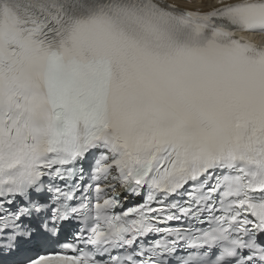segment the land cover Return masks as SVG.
I'll list each match as a JSON object with an SVG mask.
<instances>
[{
	"label": "snow or ice",
	"instance_id": "1",
	"mask_svg": "<svg viewBox=\"0 0 264 264\" xmlns=\"http://www.w3.org/2000/svg\"><path fill=\"white\" fill-rule=\"evenodd\" d=\"M0 264H264V0H0Z\"/></svg>",
	"mask_w": 264,
	"mask_h": 264
}]
</instances>
